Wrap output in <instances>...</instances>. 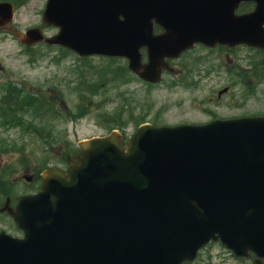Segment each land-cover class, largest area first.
Listing matches in <instances>:
<instances>
[{
  "label": "water",
  "instance_id": "obj_1",
  "mask_svg": "<svg viewBox=\"0 0 264 264\" xmlns=\"http://www.w3.org/2000/svg\"><path fill=\"white\" fill-rule=\"evenodd\" d=\"M241 2L254 11L234 15ZM12 13L0 3L1 28ZM42 17L59 33L44 40L30 29L21 44L130 56L128 68L149 83L159 81L164 58L194 42L264 50V0H47ZM151 21L163 36H151ZM79 147L77 164L46 169L41 192L18 199L11 216L23 238L0 234V264H182L210 240L236 256L252 248L264 203V118L144 124L125 145L111 132Z\"/></svg>",
  "mask_w": 264,
  "mask_h": 264
},
{
  "label": "rangeland",
  "instance_id": "obj_2",
  "mask_svg": "<svg viewBox=\"0 0 264 264\" xmlns=\"http://www.w3.org/2000/svg\"><path fill=\"white\" fill-rule=\"evenodd\" d=\"M0 1L16 5L12 22L0 28V98L10 91L23 95L33 87L46 94L50 91L46 99L56 103L50 106L51 110L46 109V116L43 110L34 109L40 116L36 118L24 108L33 94H24L17 101L19 95L16 107L24 111L19 127H10L12 121L0 115V208L5 196L10 197L13 207L17 197L35 193L40 170L66 168L64 159L79 150V143L116 130L111 119L120 123L118 132L128 138L141 122L174 126L200 124L214 118L264 116V81L253 84L236 78L245 74L246 60L257 61L254 52L240 49L235 56L217 50L207 57L198 50L181 64L187 69H202V75L180 79L167 72L161 83L148 85L129 74L122 60L78 58L44 45L26 50L19 42V34L40 26L45 0ZM43 33L50 37L56 31ZM179 62L173 67L182 70ZM225 87L228 92L217 100L216 93ZM80 99L82 106L78 111ZM0 231L20 236L4 214H0ZM191 264L235 262L221 247L212 245L200 251Z\"/></svg>",
  "mask_w": 264,
  "mask_h": 264
},
{
  "label": "flooded vegetation",
  "instance_id": "obj_3",
  "mask_svg": "<svg viewBox=\"0 0 264 264\" xmlns=\"http://www.w3.org/2000/svg\"><path fill=\"white\" fill-rule=\"evenodd\" d=\"M254 6H255V4L252 3V2H250V3H240L238 5V7L235 9L234 14L235 15H242V14L251 12L254 9ZM47 30H49V29H47ZM163 33H164V30L162 29V27L159 24H157L155 22H152V28H151L152 36L157 37V36L162 35ZM46 47L47 48H52V49L53 48H57V50H63V51H66V52H68V53H70L72 55H75L71 50H69L66 47L48 46V45H46ZM240 49H243V47L241 45L240 46H234V47H226V46L219 45V44L215 43V44H213V46L210 47V46H206V45H202V44H193L188 49H185V50L181 51L180 53H178L177 57L164 58V60L168 64V73L173 75L172 76L173 78H180V79L186 78V79H188V77L190 75L192 77H194V76L199 75V74L202 75V72H203L202 69L193 68L191 65H190L191 67L189 69H187V66L185 64L184 65L181 64V62H182L181 60H185L184 62L188 61L190 59V55L193 52L198 51V50L199 51H203V54L205 56L209 57L213 53L212 51L215 52L217 50H220V51L221 50L222 51L225 50L229 54L232 55L234 53V55L237 56L238 54H236V53ZM257 52H259V51H257ZM257 52H255L257 60H258V57H259V59L261 58V60H262L264 58V52H262V51H261V53H257ZM137 53H138V60H140L142 62V64H145L147 62V60H148L146 47L145 46L139 47L138 50H137ZM78 58H84V57H78ZM86 58H93V57H85V59ZM128 58H129V56H119V57H111V58H109V60H122V61L127 62ZM178 61H180L178 63V65H181L182 70H179V69L173 67L176 64V62H178ZM238 61H241V60H238ZM126 68H127V63H126ZM184 72H185V74H184ZM225 88L227 89V92H228L229 89L227 87H225ZM49 92L50 91L47 92V94H46L47 96H48ZM217 93H216V99L219 100L221 96H218ZM216 119H225V118H216ZM206 123H208V122H206ZM200 124H202V123H200ZM74 153H72L70 155V158H72V160L76 161L72 157V155ZM32 180H33V178H32ZM6 199L10 201L9 197H7ZM256 209L258 210V213L255 216L256 220H257L256 225H259L258 221H259L260 217L263 215L264 212L263 213L259 212V205L258 204L256 205ZM0 213H3L1 211V209H0ZM262 233L264 234V221L262 222ZM212 245H214V244H210V246H212ZM227 256H229L231 258V260H233L235 262V264H254L255 261H258L261 264H264V257H259L255 253H251V252H248V251H246L244 256L239 257V258H233L229 254H227Z\"/></svg>",
  "mask_w": 264,
  "mask_h": 264
},
{
  "label": "trees",
  "instance_id": "obj_4",
  "mask_svg": "<svg viewBox=\"0 0 264 264\" xmlns=\"http://www.w3.org/2000/svg\"><path fill=\"white\" fill-rule=\"evenodd\" d=\"M259 64H261V63H259ZM263 76H264V67L259 68L257 66L252 69V71L250 72V75H249V77H253V78L257 79L258 82L262 81V79L264 78ZM28 106H29V107H27L28 110L32 109V111L34 113H38V112H35L34 109L42 107V102L39 99H31L28 102ZM17 120H18V117H17ZM110 121H111V123L115 124V127H121L120 123H118L115 119H111Z\"/></svg>",
  "mask_w": 264,
  "mask_h": 264
}]
</instances>
